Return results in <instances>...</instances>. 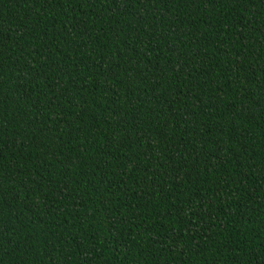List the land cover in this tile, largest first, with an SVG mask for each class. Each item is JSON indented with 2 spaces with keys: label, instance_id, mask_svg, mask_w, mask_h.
<instances>
[{
  "label": "trees",
  "instance_id": "obj_1",
  "mask_svg": "<svg viewBox=\"0 0 264 264\" xmlns=\"http://www.w3.org/2000/svg\"><path fill=\"white\" fill-rule=\"evenodd\" d=\"M0 264H264V0H0Z\"/></svg>",
  "mask_w": 264,
  "mask_h": 264
}]
</instances>
